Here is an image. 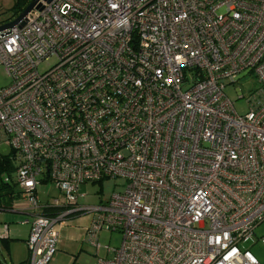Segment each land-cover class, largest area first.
<instances>
[{"label": "built area", "instance_id": "built-area-1", "mask_svg": "<svg viewBox=\"0 0 264 264\" xmlns=\"http://www.w3.org/2000/svg\"><path fill=\"white\" fill-rule=\"evenodd\" d=\"M40 3L0 31L2 181L31 219L29 264L78 213L97 251L101 230L122 236L94 264H261L243 245L264 221V0ZM245 69L260 88L241 115L224 88ZM48 184L60 196L41 200Z\"/></svg>", "mask_w": 264, "mask_h": 264}, {"label": "rangeland", "instance_id": "rangeland-1", "mask_svg": "<svg viewBox=\"0 0 264 264\" xmlns=\"http://www.w3.org/2000/svg\"><path fill=\"white\" fill-rule=\"evenodd\" d=\"M18 0H0V24L6 20H11L12 7ZM44 69V65L40 66V70ZM10 78L6 75L4 69L0 66V88L6 86ZM260 88L256 76L248 69L241 71L234 83H229L225 86V94L233 101L234 109L238 114L243 115L248 111L246 99L257 92ZM10 152V148L6 145L0 146V155L6 156ZM2 172L0 175V225L9 223L10 225H18L24 220H29L26 213H13L16 204L21 203L20 196H12L9 194L7 185H2ZM122 179H104L101 182L88 183L80 188L81 192H86V203L96 204L98 200L105 201L113 192L123 190ZM39 193L41 200L55 198L60 196V192L52 185L48 184L40 187ZM11 209V211H3V209ZM5 209V210H6ZM74 214L69 216L65 223L58 229V242L56 251L52 256L49 264H94L98 257H106L104 246L119 247L122 236L119 233L108 232L101 230L94 242L100 244L102 248L97 251L92 241L87 235V229L90 228L92 217L89 213ZM26 224V223H21ZM22 230H26L27 225H19ZM14 232L11 233V236ZM264 236V221L259 223L255 230L252 240L246 242L243 246L247 248L252 255L261 263L264 264V245L261 244L260 238ZM26 253V248L18 246L15 252L6 251L5 245L0 242V262L5 264L10 263V257L23 258Z\"/></svg>", "mask_w": 264, "mask_h": 264}, {"label": "crops", "instance_id": "crops-1", "mask_svg": "<svg viewBox=\"0 0 264 264\" xmlns=\"http://www.w3.org/2000/svg\"><path fill=\"white\" fill-rule=\"evenodd\" d=\"M41 199V198H40ZM16 211H13V213H17V214H22L25 213L22 210H20L18 207H15ZM3 211H11V209H6ZM30 218V217H29ZM30 221L31 219L28 220V222H26V224H21V223H25V220L21 223H18V225H10L9 223H7V227H8V235L5 236L4 235V229H3V225L6 223H3L2 225H0V242H2L5 247H6V251H8V253L10 252V254L12 252H15L16 248L20 245L23 246L24 248H26V253L23 256V258H16V257H10V263L12 264H29V253L26 247V239L28 237L29 234V230H30ZM19 225H27L26 230H22L20 227H18ZM14 232V236H11V233ZM0 264H5L3 262H0Z\"/></svg>", "mask_w": 264, "mask_h": 264}, {"label": "trees", "instance_id": "trees-1", "mask_svg": "<svg viewBox=\"0 0 264 264\" xmlns=\"http://www.w3.org/2000/svg\"><path fill=\"white\" fill-rule=\"evenodd\" d=\"M30 0H18L14 6L12 7V17H16L24 8L25 6L29 3ZM7 21V20H6ZM9 21V20H8ZM11 171L10 167V162L7 159V157L0 155V175L2 172L9 173ZM2 185L4 186L5 184L2 181ZM12 186H9V194L12 196H20V193L18 191H14L11 189ZM13 190V191H12ZM6 209V208H5ZM3 209V210H5Z\"/></svg>", "mask_w": 264, "mask_h": 264}, {"label": "water", "instance_id": "water-1", "mask_svg": "<svg viewBox=\"0 0 264 264\" xmlns=\"http://www.w3.org/2000/svg\"><path fill=\"white\" fill-rule=\"evenodd\" d=\"M33 8L37 10L42 9V4L40 0H30L29 3L25 6V8L14 18L9 21H5L4 23L0 24V31L6 28H10L14 25H18L21 27L24 24V17L28 12H30Z\"/></svg>", "mask_w": 264, "mask_h": 264}]
</instances>
